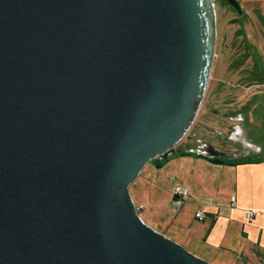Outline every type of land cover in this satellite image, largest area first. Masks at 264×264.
I'll list each match as a JSON object with an SVG mask.
<instances>
[{
  "label": "water",
  "instance_id": "1",
  "mask_svg": "<svg viewBox=\"0 0 264 264\" xmlns=\"http://www.w3.org/2000/svg\"><path fill=\"white\" fill-rule=\"evenodd\" d=\"M215 21L213 0H0V264H210L129 186L190 129Z\"/></svg>",
  "mask_w": 264,
  "mask_h": 264
},
{
  "label": "crops",
  "instance_id": "2",
  "mask_svg": "<svg viewBox=\"0 0 264 264\" xmlns=\"http://www.w3.org/2000/svg\"><path fill=\"white\" fill-rule=\"evenodd\" d=\"M241 16L264 21V0H236ZM175 186L187 190L176 207ZM141 219L210 264H264V154L235 163L184 150L148 162L129 186ZM201 210L202 219L194 214ZM254 211L247 219L246 211Z\"/></svg>",
  "mask_w": 264,
  "mask_h": 264
},
{
  "label": "rangeland",
  "instance_id": "3",
  "mask_svg": "<svg viewBox=\"0 0 264 264\" xmlns=\"http://www.w3.org/2000/svg\"><path fill=\"white\" fill-rule=\"evenodd\" d=\"M215 47L207 86L195 119L175 151L197 136L224 149L240 150L229 138L238 124L251 152L264 154V21L244 18L225 0H213ZM239 115L238 121L229 116ZM153 161V160H152Z\"/></svg>",
  "mask_w": 264,
  "mask_h": 264
},
{
  "label": "flooded vegetation",
  "instance_id": "4",
  "mask_svg": "<svg viewBox=\"0 0 264 264\" xmlns=\"http://www.w3.org/2000/svg\"><path fill=\"white\" fill-rule=\"evenodd\" d=\"M230 120L232 121H238L240 119L239 115L237 116H229L228 117ZM229 138L233 141L239 142L242 145V148L240 150H224L215 145H213V147L215 149H217L219 152L221 153H225L228 154L226 157H218L215 156L214 158H223V159H227V160H241L245 157L248 156V154L251 152L250 148L251 146L246 143L242 137H241V132H240V128L238 126V124L233 125V129L232 131L229 132ZM209 142L199 138L198 136L196 138H194L193 142L191 144H188V147H186L185 149H183L184 151H187L189 153H207L209 150H211L208 146ZM212 145V144H209ZM254 152H258L259 148L258 147H253ZM214 151V150H212ZM198 155V154H197Z\"/></svg>",
  "mask_w": 264,
  "mask_h": 264
},
{
  "label": "built area",
  "instance_id": "5",
  "mask_svg": "<svg viewBox=\"0 0 264 264\" xmlns=\"http://www.w3.org/2000/svg\"><path fill=\"white\" fill-rule=\"evenodd\" d=\"M186 196H187L186 188L182 186H175L172 191V202H171L172 205L178 207ZM253 214H254V211L252 210L246 211L247 219L250 220ZM194 216L197 219H202L204 214L201 210H197Z\"/></svg>",
  "mask_w": 264,
  "mask_h": 264
},
{
  "label": "trees",
  "instance_id": "6",
  "mask_svg": "<svg viewBox=\"0 0 264 264\" xmlns=\"http://www.w3.org/2000/svg\"><path fill=\"white\" fill-rule=\"evenodd\" d=\"M209 160L213 161V162H219V163H235L237 161H240V160L231 161V160H227V159H223V158H214V157L213 158H209Z\"/></svg>",
  "mask_w": 264,
  "mask_h": 264
}]
</instances>
